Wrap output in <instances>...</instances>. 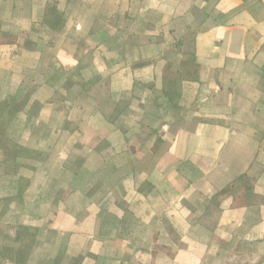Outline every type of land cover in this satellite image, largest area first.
<instances>
[{"label": "crops", "instance_id": "obj_1", "mask_svg": "<svg viewBox=\"0 0 264 264\" xmlns=\"http://www.w3.org/2000/svg\"><path fill=\"white\" fill-rule=\"evenodd\" d=\"M0 41V264H264V0H0Z\"/></svg>", "mask_w": 264, "mask_h": 264}, {"label": "trees", "instance_id": "obj_2", "mask_svg": "<svg viewBox=\"0 0 264 264\" xmlns=\"http://www.w3.org/2000/svg\"><path fill=\"white\" fill-rule=\"evenodd\" d=\"M43 22L54 30L58 31L61 30L63 25L61 19L58 17L57 9L54 6L49 5L45 9ZM162 77L163 94L172 105H176L177 98L179 97L178 86L180 82L197 81L199 77V65L196 63L193 53H185L178 67H176L172 62H167L164 66ZM8 123L9 122L6 120V118L0 117V148H2L1 144L4 140ZM12 163V172L16 173L17 165H15L14 158ZM27 184V180H19V194L24 192ZM230 191L233 196V208L244 207L248 205V189L244 185L242 178L230 185ZM22 231L23 232H21L16 239L15 244H13L12 247L6 251V254L10 255V259L17 264L27 263L31 247L38 233L36 228L28 226H24Z\"/></svg>", "mask_w": 264, "mask_h": 264}, {"label": "rangeland", "instance_id": "obj_3", "mask_svg": "<svg viewBox=\"0 0 264 264\" xmlns=\"http://www.w3.org/2000/svg\"><path fill=\"white\" fill-rule=\"evenodd\" d=\"M20 230V229H19ZM18 232V231H17ZM23 232V231H22ZM15 236H16V234H15ZM240 253H244V252H240ZM244 255V254H243ZM231 258H230V261H229V264H241V263H243L242 261L240 262V259H242L240 256L239 257H236V256H230ZM240 258V259H239ZM245 258H248L247 256H245ZM244 258V259H245Z\"/></svg>", "mask_w": 264, "mask_h": 264}]
</instances>
